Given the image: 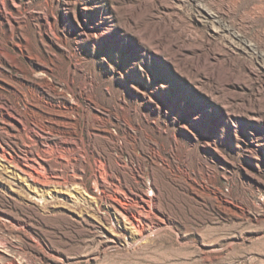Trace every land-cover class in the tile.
Segmentation results:
<instances>
[{"label": "rangeland", "instance_id": "obj_1", "mask_svg": "<svg viewBox=\"0 0 264 264\" xmlns=\"http://www.w3.org/2000/svg\"><path fill=\"white\" fill-rule=\"evenodd\" d=\"M0 264H264V0H0Z\"/></svg>", "mask_w": 264, "mask_h": 264}, {"label": "bare ground", "instance_id": "obj_2", "mask_svg": "<svg viewBox=\"0 0 264 264\" xmlns=\"http://www.w3.org/2000/svg\"><path fill=\"white\" fill-rule=\"evenodd\" d=\"M19 172L21 174H23L24 176H26L27 180H33V176H32V173H31L30 169H27V168L22 169V168H20Z\"/></svg>", "mask_w": 264, "mask_h": 264}]
</instances>
